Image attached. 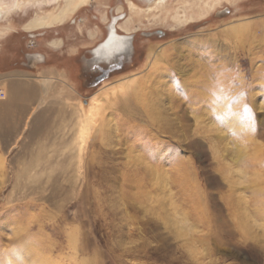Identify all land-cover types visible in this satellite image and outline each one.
<instances>
[{"label": "rangeland", "instance_id": "374dc122", "mask_svg": "<svg viewBox=\"0 0 264 264\" xmlns=\"http://www.w3.org/2000/svg\"><path fill=\"white\" fill-rule=\"evenodd\" d=\"M19 1L0 76L56 99L66 144L0 135V264H264V0H87L31 32L65 0ZM114 20L131 51L98 59Z\"/></svg>", "mask_w": 264, "mask_h": 264}, {"label": "bare ground", "instance_id": "6f19581e", "mask_svg": "<svg viewBox=\"0 0 264 264\" xmlns=\"http://www.w3.org/2000/svg\"><path fill=\"white\" fill-rule=\"evenodd\" d=\"M14 1L16 2V4L20 3L19 0H14ZM86 1L87 0H65L62 7L53 15L47 14L40 17L34 15L33 17H30L24 23L23 29L25 31H34L39 28L41 29L42 27L51 28V26H54V24L56 23L59 24L62 23L64 20H66L69 13L74 12L78 8V6L85 3ZM142 1H144L146 5H149V7H146L144 11H149L154 8L157 9V7L163 6L168 1H172V0H142ZM131 3H132L131 6L134 7L135 4L133 2ZM5 16H6L5 6L4 7L0 6V19H4ZM115 21L116 20H114V22ZM128 21L129 20H126L125 23L119 22L118 29L122 31H129L130 29L129 27H127V24L129 23ZM120 37L126 39L128 36L121 35ZM107 41L108 40H106L105 43H108ZM56 43H60V41L58 40L52 42L53 45H57ZM7 76L9 75L0 76V135L4 139L3 141L5 145L11 146V144L14 143L13 139L16 140V138H19L18 135L26 131H27L26 133H28V137L30 138V140H32V142L37 141V143H40L43 140L42 139L43 137H47L49 135L50 138L54 136L56 140L57 132L54 130V128L58 124L57 121L54 120V118L52 119V116L54 115V111L56 109V106L53 103H55L56 99H50L47 106L43 108L41 104H43L44 102L42 98V93L43 94L45 93L44 91H42L41 89L35 86H32L31 83L29 82L26 83L22 80H14L15 78L14 79L5 78ZM44 83H45L44 85H48L46 84L47 82ZM122 86L124 88H127L128 84L126 83L123 84ZM98 103H99L98 100L94 99L91 101V103L88 104L89 114L93 115L94 110L97 109L98 107ZM33 105H36L37 108L36 109L33 108L34 107ZM75 110L77 112L76 115L77 121H81L80 117L83 116V107L81 106L80 109L78 107ZM64 136L65 135H63V137ZM54 144H57V146L60 148L59 150H63L64 144H66V142L64 143V141H60V139L59 140L57 139ZM61 157L64 158L65 155L63 153L58 154L56 157H54L53 160L50 159L48 163H52V164L60 163L61 165H63V162L66 160L61 159ZM58 158H60L59 162H58ZM20 172L26 174H30V173L35 174L36 170L32 168L31 169L28 168L23 170L21 169L19 170V173Z\"/></svg>", "mask_w": 264, "mask_h": 264}, {"label": "flooded vegetation", "instance_id": "af4514ba", "mask_svg": "<svg viewBox=\"0 0 264 264\" xmlns=\"http://www.w3.org/2000/svg\"><path fill=\"white\" fill-rule=\"evenodd\" d=\"M115 22H113L108 27L107 37L93 49L95 57H98V59H109L111 56L113 57L116 55L126 54L131 51L132 44L129 34L135 31L131 30L127 32L121 30L124 33V35L128 36L126 39L121 38L120 37L121 35H119V33L117 32L118 25ZM27 32H31V31H27ZM106 40H108L107 41L108 43H105Z\"/></svg>", "mask_w": 264, "mask_h": 264}, {"label": "crops", "instance_id": "0c3cea01", "mask_svg": "<svg viewBox=\"0 0 264 264\" xmlns=\"http://www.w3.org/2000/svg\"><path fill=\"white\" fill-rule=\"evenodd\" d=\"M47 57H41V59H43V60H45ZM37 59V58H36ZM39 60V59H38ZM40 61V60H39ZM36 62H35V66H36ZM31 66H32V64H31ZM31 66H29V67H31ZM51 66V65H50ZM68 70V73L70 72V68L69 69H67ZM76 73V72H75ZM75 73H73V79L75 80L76 78V76H75ZM69 76H70V74H69ZM14 80H16V79H14ZM77 80H78V78L75 80L76 82H75V85H76V83H77ZM29 83H30V81H28ZM28 82H26V83H28ZM31 85L32 86H35L34 84H32L31 83ZM78 87V86H77Z\"/></svg>", "mask_w": 264, "mask_h": 264}]
</instances>
